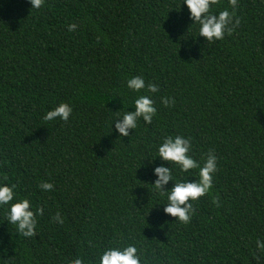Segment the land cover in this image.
<instances>
[{
	"label": "trees",
	"instance_id": "trees-1",
	"mask_svg": "<svg viewBox=\"0 0 264 264\" xmlns=\"http://www.w3.org/2000/svg\"><path fill=\"white\" fill-rule=\"evenodd\" d=\"M182 3L0 0V181L44 208L32 238L0 208V264H94L118 242L136 243L147 264H264L255 245L264 239V0H238L239 26L211 44L195 37ZM137 75L159 85L157 114L120 140L114 112L134 111L147 94L127 89ZM61 102L73 108L69 120H43ZM167 135L190 137L198 161L217 156L187 225L151 209L165 202L152 168L167 162L147 158ZM41 181L54 190L41 192Z\"/></svg>",
	"mask_w": 264,
	"mask_h": 264
},
{
	"label": "clouds",
	"instance_id": "clouds-1",
	"mask_svg": "<svg viewBox=\"0 0 264 264\" xmlns=\"http://www.w3.org/2000/svg\"><path fill=\"white\" fill-rule=\"evenodd\" d=\"M28 3L31 8L39 9L44 0H28ZM182 4L188 9L189 20L192 21L190 26H197L198 35L195 37H203L209 44L224 39L226 34H231L240 24V19L236 16L238 0H229L231 11L225 8L218 12L215 10L217 0H183ZM77 27L76 23L67 25L69 32L75 31ZM126 87L134 93L146 90L147 94L138 95L133 100L134 111L122 108L114 112L116 118L111 122L110 128L112 132L114 125L115 132L118 133L117 139L120 140L129 137V130L136 129L141 120L145 125L151 124L157 114L155 101L150 94L159 91L158 84L151 81L146 83L143 76L137 75L126 80ZM161 102L165 106L174 103L169 98H161ZM72 113L70 103L61 102L46 111L43 120L59 119L67 122ZM155 148V157L147 158L149 164L159 159L167 162V166L161 163L160 166L152 168L156 179L150 185L155 195L164 198L165 202L158 203L151 209L162 206L167 216L175 218L173 223L187 225L195 215L193 204L210 193L218 171L217 156L210 150L201 160L194 159L191 155V138L184 135L164 136ZM174 173H179L183 178H177ZM169 182H172L170 188L167 187ZM37 187L41 192L54 190V184L48 181H41ZM16 189L17 185L8 182L6 177L0 181V208L4 209L5 221L14 226L18 236L32 238L37 234V217L43 214L44 208L35 206L27 197H21ZM212 203L218 206L219 198L213 197ZM52 219L60 224L64 222L59 211ZM255 245L257 250L264 251V239L257 238ZM71 264H85V260L77 256ZM94 264H147V261L136 243L118 242L101 249Z\"/></svg>",
	"mask_w": 264,
	"mask_h": 264
}]
</instances>
